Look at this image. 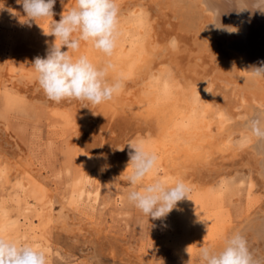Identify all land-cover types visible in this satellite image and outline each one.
I'll list each match as a JSON object with an SVG mask.
<instances>
[{"label":"rangeland","instance_id":"rangeland-1","mask_svg":"<svg viewBox=\"0 0 264 264\" xmlns=\"http://www.w3.org/2000/svg\"><path fill=\"white\" fill-rule=\"evenodd\" d=\"M172 1L116 0L119 30L121 28L116 51L126 44L131 34L140 35L128 65L134 69L117 65L115 50L110 58L104 55L103 58L98 50L93 48L95 53L88 47L90 42L88 46V42H84L86 51L81 47L77 55L90 56V52H94L97 56L92 54V57L96 59L88 58L98 67L112 58L117 68L114 66V72L110 71L109 81L116 76L123 78L121 91L109 103L92 105L74 99L59 103L49 100L32 67L34 58L45 57L55 40L45 33L50 31L54 21H59L61 14L75 6V0H63V3L56 0L55 15L36 21L27 17L17 0H0V234L38 247L45 252L48 264H200L202 246L216 245L228 236L223 232L227 227L256 214L257 210V213L264 212V180L257 174V158L250 148L246 149L253 139L240 124L255 113V107L264 103V89L259 90L262 85L255 78L235 73L238 67L233 64L236 63L234 53L231 55V50L223 48L222 34L208 33L200 26L205 18L196 13L192 0ZM174 52L178 55H173ZM167 78L172 82L166 81ZM173 81L179 85L174 87ZM239 81L240 85L236 84ZM164 82L173 93L180 91L174 93L177 101L180 97V101L195 110L204 111L209 123L214 121L207 127L212 140L209 148L214 147L216 141L219 144L211 150L208 148L211 155L206 161L196 155L194 158L185 156L187 148L184 147L183 151H172L167 149L169 144H165V148L161 138L166 135L164 140L169 139L171 134L167 131L171 128L165 127L163 131L160 123L165 119H159L157 125L158 118L151 114L148 117L145 112L144 106L150 108L155 102L154 88L163 86ZM146 85L150 87L147 89ZM179 86L178 91L172 90ZM199 102L204 104L200 106ZM224 108L236 109L227 110L233 115L235 112L236 116L228 115ZM225 123L235 126L230 124V130H223ZM129 143H141L146 151L158 157L154 170L143 184L160 180L171 187L174 181L183 180L190 188L188 198L179 201L165 218H148L127 201V194L133 188L127 180L131 171L127 168ZM185 144L194 150L201 149L188 141ZM221 146L220 149L226 150H220ZM168 151L176 163L168 160ZM180 158L185 159L184 162Z\"/></svg>","mask_w":264,"mask_h":264},{"label":"clouds","instance_id":"clouds-1","mask_svg":"<svg viewBox=\"0 0 264 264\" xmlns=\"http://www.w3.org/2000/svg\"><path fill=\"white\" fill-rule=\"evenodd\" d=\"M249 2L252 7L245 9L264 13V3L259 0ZM17 3L22 5L30 20L55 15L56 0H17ZM45 35L53 36L55 40L45 57L34 58L32 67L49 100L59 103L74 99L99 105L111 101L121 91L122 77L116 76L109 81L110 71L114 70L110 59L98 67L87 55H74L79 52L81 42H90L106 57L112 56L120 35L116 0H75V6L61 14L59 21H54ZM249 71L253 77L264 79V62ZM246 128L257 141H264V112L249 118ZM128 147L127 168L130 167L131 171L127 180L133 188L127 194V201L148 218H165L179 201L188 198L190 188L183 180L171 187L160 180L143 184L145 177L155 168L158 157L146 151L141 143H129ZM199 260L200 264H264V256H258L250 249L241 231L227 236L219 248L202 246ZM0 264H48V260L38 247L0 234Z\"/></svg>","mask_w":264,"mask_h":264},{"label":"bare ground","instance_id":"bare-ground-1","mask_svg":"<svg viewBox=\"0 0 264 264\" xmlns=\"http://www.w3.org/2000/svg\"><path fill=\"white\" fill-rule=\"evenodd\" d=\"M162 1V0H161ZM163 1H165V0H163ZM169 1V0H168ZM174 1V0H173ZM172 1V2H173ZM179 1H181L182 2V0H179ZM187 1V0H186ZM185 1V2H186ZM189 1V0H188ZM193 1V3H194V7L196 8V13H198V15L200 14H202L203 16H204V18H205V21L202 23L201 22V25L200 26H202V27H204L205 29H206V31L209 33V32H211V31H216L217 33H220V35L222 34V37H223V41L225 42V44L223 45V48H228L227 49V51L228 50H231L232 52H229L230 54L231 53H234L233 54V57H235V60H234V58H233V60L234 61H236V63H233V64H237L236 66L238 67V71L237 72H235V70H234V72L235 73H238L239 72V74L241 75H245V76H251V77H253L252 75H251V73H250V69L253 67V66H257V67H259L260 65H261V63L262 62H264V13H262L261 11H259V10H256V11H253V10H251V9H245V8H249V7H252V5L250 4V2H249V0H192ZM69 2V1H68ZM71 2V1H70ZM152 2V1H151ZM171 2V1H170ZM169 2V3H170ZM259 2L260 3H264V0H259ZM72 3V2H71ZM176 3V2H175ZM191 3V2H190ZM69 4V3H68ZM178 4V3H177ZM74 5V4H73ZM162 5V4H161ZM164 6H165V4H163ZM170 5H171V3H170ZM181 5V4H180ZM167 6V5H166ZM182 6H184V4L182 5ZM187 6V5H186ZM190 6V5H189ZM169 7V6H168ZM65 8H67V7H65ZM181 9V8H180ZM187 9V8H186ZM189 9V8H188ZM62 10V9H61ZM184 10V9H183ZM134 11V10H133ZM185 11V10H184ZM187 11V10H186ZM180 12V11H179ZM132 13V12H131ZM195 13V12H194ZM129 14H130V12H129ZM142 14V13H141ZM58 15V14H57ZM137 15H138V13H137ZM181 15H183V14H181ZM197 15V16H198ZM127 16H128V13H127ZM134 16H136V15H134ZM140 16V15H139ZM194 17H195V14H194ZM131 18V17H130ZM134 18V17H133ZM135 18H138V17H135ZM139 18H141V17H139ZM185 18V17H184ZM188 18V17H187ZM191 18V17H190ZM201 18H203V17H201ZM132 19V18H131ZM180 19V18H179ZM143 20V19H142ZM183 20V19H182ZM181 20V21H182ZM191 20H193V19H191ZM198 20V19H197ZM126 21V20H125ZM134 21V20H133ZM137 22H138V19L136 20ZM140 21H141V19H140ZM185 22V21H184ZM192 22V21H191ZM127 23V22H126ZM130 23H131V21H130ZM141 23L142 22H140V25H141ZM188 23V22H187ZM186 23V24H187ZM123 24H125V23H123ZM129 24V22L127 23V25ZM136 24V23H135ZM144 24V23H143ZM142 24V25H143ZM191 24V23H190ZM138 25V24H137ZM185 26H187V25H185ZM198 26V25H197ZM121 27V26H120ZM144 27V26H143ZM135 28H137V26H135ZM138 28L140 29V27L138 26ZM142 28V27H141ZM201 28V27H200ZM126 29V28H125ZM230 29H235V31H231ZM120 30H121V28H120ZM120 30H119V32H120ZM126 31V30H125ZM138 31V30H137ZM177 31V30H176ZM133 32V31H132ZM135 32V31H134ZM188 32V31H187ZM186 32V33H187ZM198 32H200V31H198ZM137 33V32H136ZM203 32H201V34H202ZM206 33V32H205ZM213 33V32H212ZM216 33V34H217ZM122 34H123V32H122ZM122 34H121V36H122ZM127 35V34H126ZM130 35V34H129ZM138 35H139V33L137 34V37H138ZM142 35V34H141ZM212 35V34H211ZM120 36V35H119ZM132 36H134V37H132ZM140 36V35H139ZM196 36V35H195ZM123 37V36H122ZM121 37V38H122ZM129 37V36H128ZM131 38L129 39V40H125V43L126 44H122V47L120 48V49H118V52L116 51V49H115V52H116V61H117V65H120V67H121V64H122V66L123 67H121V68H125L126 66L128 67V65L130 64L129 63V61H131L132 59H133V55L134 54H132V48L134 47V45H135V42L136 41H139V40H137V37H136V35L134 34V35H132L131 34V36H130ZM136 37V38H135ZM206 37H208V36H206ZM219 37V36H218ZM220 38V37H219ZM125 39V38H124ZM138 39H140V37H138ZM214 39V38H213ZM217 39V38H216ZM118 41V40H117ZM124 42V41H123ZM183 42V41H182ZM181 42V43H182ZM83 43L84 42H81V47H83ZM87 43V42H86ZM86 43H85V45H84V47H83V49H82V51L85 49V46H86ZM137 43V42H136ZM184 43V42H183ZM201 43H203V42H201ZM88 44H89V42L87 43V46H88ZM175 44L173 43V46H174ZM179 45H180V43H179ZM186 45V44H185ZM222 45V44H221ZM221 45H218V47H222ZM92 47V45L90 44L88 47ZM181 46V45H180ZM201 46V45H200ZM87 47V48H88ZM90 47V49L92 50L93 49V47L91 48ZM119 47H120V45H119ZM202 47V46H201ZM135 48V47H134ZM174 48V47H173ZM172 48V49H173ZM215 48H217V47H215ZM66 49V48H65ZM64 49V50H65ZM222 49V48H221ZM67 50V49H66ZM65 50V51H66ZM91 50H89V52L91 51ZM96 50V49H95ZM95 50L93 49V51L95 52ZM179 50H180V48H179ZM181 50H182V48H181ZM210 50V49H209ZM80 51V50H79ZM84 51H86V50H84ZM83 51V52H84ZM97 51V50H96ZM177 51H178V49H177ZM89 52H85V54H87V53H89ZM94 52H90V53H92V54H94ZM114 52V53H115ZM203 52V51H202ZM221 52V51H220ZM96 53V52H95ZM99 53H101V55L103 56L104 54L102 53V52H100L99 51ZM99 53H97V54H99ZM172 53V52H171ZM179 53V52H178ZM211 53V52H210ZM228 53V52H227ZM76 55H77V53H75ZM74 54V55H75ZM92 54H90V56L92 57ZM178 55V54H176V52H174L173 53V55ZM179 54H181V53H179ZM172 55V56H173ZM182 55V54H181ZM232 55V54H231ZM87 56H89V54L87 55ZM89 56V57H90ZM94 56H95V54H94ZM97 56V55H96ZM95 56V57H96ZM99 56V55H98ZM101 56V57H102ZM105 56V55H104ZM104 56H103V58H104ZM175 56V57H176ZM95 57H92L93 58V60H94V58ZM169 57H171V55L169 56ZM174 57V56H173ZM91 58V59H92ZM107 58H109V57H107ZM177 58V57H176ZM96 59V58H95ZM136 59V58H135ZM174 60H176L175 58H173ZM106 60H109V59H106ZM111 60H112V58H111ZM114 60V59H113ZM113 60H112V64H114L113 63ZM148 60V59H147ZM212 60V59H211ZM134 61V60H133ZM173 61V60H172ZM177 61V60H176ZM175 61V62H176ZM218 61V60H217ZM106 62V61H105ZM144 62V61H143ZM119 63V64H118ZM116 64H114V66H116ZM232 65V64H231ZM125 66V67H124ZM135 66V65H134ZM142 65H139V67H141ZM230 67V66H229ZM234 67V66H233ZM0 68H1V61H0ZM116 68H117V66H116ZM129 68V67H128ZM131 68V67H130ZM129 68V69H130ZM143 68V67H142ZM115 69V68H114ZM127 69V68H126ZM131 69H134V68H131ZM140 69V68H139ZM236 69V68H235ZM120 70V69H119ZM135 70H136V68H135ZM113 72H114V70H112ZM111 71V72H112ZM227 71V70H226ZM231 71H233V70H231ZM230 71V72H231ZM112 72V73H113ZM142 72V71H141ZM151 72V71H150ZM191 72H193V71H191ZM233 72V73H234ZM118 73V72H117ZM226 73V72H225ZM119 74H121V72L119 73ZM185 74V73H184ZM192 74V73H191ZM116 75H118V74H116ZM230 75V74H229ZM235 75V74H234ZM150 76V75H149ZM186 76V75H185ZM197 77V76H196ZM241 77V76H240ZM174 78V77H173ZM195 78V77H194ZM235 78V77H234ZM242 78H246V77H242ZM249 78V77H248ZM253 78H255V79H253V80H255V81H257L260 85H262V87H264V79H262V78H257V77H253ZM175 79V78H174ZM177 79V78H176ZM187 79V78H186ZM192 79V78H191ZM190 79V80H191ZM247 79V78H246ZM245 79V80H246ZM161 80H164V79H162L161 78ZM160 80V81H161ZM166 81L167 80H169V82H172V81H170V79H165ZM173 80V79H172ZM220 80V79H219ZM241 80V79H240ZM244 80V81H245ZM159 81V80H158ZM158 81H157V83H158ZM160 81H159V83H160ZM248 81V80H247ZM247 81H245V82H247ZM161 82H163V81H161ZM178 82V81H177ZM249 82H250V79H249ZM248 82V83H249ZM251 82H252V80H251ZM214 83V82H213ZM239 83H241L240 81L238 82V83H236V84H239ZM253 84H254V82H252ZM153 84H155V83H153ZM152 84V85H153ZM172 84V83H171ZM170 84V85H171ZM181 84V87H182V83H180ZM212 84V83H211ZM251 84V83H250ZM252 84V85H253ZM258 84V85H259ZM172 85H174V87H175V85H179V84H176V82L174 83V81H173V84ZM240 85V84H239ZM242 85H243V82H242ZM241 85V88L243 87ZM255 85V84H254ZM147 86V85H146ZM145 86V87H146ZM149 86V85H148ZM148 86H147V89H148ZM189 86V85H188ZM238 86V85H237ZM144 87V88H145ZM150 87V86H149ZM173 87V86H172ZM177 87V86H176ZM185 87V86H184ZM247 88H248V86H246ZM251 87H253V86H251ZM256 87H258L257 85H256ZM261 86L259 87V90H261V89H264V88H262ZM187 88V87H186ZM186 88H185V90H186ZM233 88V87H232ZM246 88V89H247ZM250 88V87H249ZM174 89H176V91H178L177 89H180V86H179V88H173L172 90H174ZM190 89V88H189ZM192 89H194V88H192ZM191 89V90H192ZM196 89V88H195ZM198 89V88H197ZM200 89V88H199ZM207 89V88H206ZM244 89H245V87H244ZM254 89H255V87H254ZM182 90V89H181ZM231 90V89H230ZM195 91V90H194ZM200 91V90H199ZM214 91V90H213ZM233 91H236V90H233ZM232 91V92H233ZM247 91H249V90H247ZM257 91V90H256ZM255 91V93L257 94V93H259V92H256ZM145 92H146V90H145ZM148 92H149V90H148ZM153 92H154V96H155V102H153V104H151L152 106L150 107V105H149V107L150 108H147V106H144L146 109H145V112L147 111V114H149L148 115V117L150 116V114L151 115H155L156 116V118H158V120H156V121H158L157 122V125H158V123H160L159 122V119H161L162 120V118H163V120L165 121V122H163L162 121V123H160V124H162L161 126H162V129H164L163 131H165V127H167V128H171V130H168L167 132H169V134H171V137L168 139V138H165L166 140H164V137L166 136V135H163L164 137L163 138H161V140L163 141L162 143L165 145V144H169V148H168V146H167V149L169 150V149H172V151L174 150V149H176V150H184V148H187V149H185L186 151H187V153H188V155H187V153H186V155L185 156H188V157H193V155H196V157H202V158H206L205 159V161L207 160V158H209L210 157V153H211V151L209 152V146L212 144L211 142H212V140H210V138H209V130L207 129V127L211 124V123H213V122H208V119L206 120L205 119V116H204V114H205V112L204 111H202V110H199V111H197V110H195V108L194 107H191V106H189V105H187V104H185L184 102H182V101H180L179 99H180V97H179V99H178V101L176 100L177 98L175 97V95H174V93L175 94H178V93H180V91H178V92H175V90H174V93L170 90V86H169V84H167V83H165L164 82V84H163V86H161V87H158L157 86V88H154V90H153ZM172 92V93H171ZM183 92H185L184 90H183ZM189 92H190V90H189ZM201 92V91H200ZM237 92V91H236ZM251 92H253L252 90L250 91V93ZM182 93V92H181ZM192 93V92H191ZM193 93H195V92H193ZM261 93V92H260ZM259 93V94H260ZM146 94H148V93H146ZM184 94V93H183ZM187 94H190V93H188L187 92ZM196 94H197V92H196ZM195 94V96H198V95H196ZM211 94V93H210ZM220 94V93H219ZM233 94V93H232ZM242 94H245V93H242ZM252 94V93H251ZM141 95H143V94H141ZM153 95H151V96H153ZM191 95V94H190ZM194 95V94H193ZM200 95H201V93H200ZM212 95H213V93H212ZM211 95V96H212ZM245 95H247V94H245ZM253 95V94H252ZM261 95V94H260ZM150 96V95H149ZM153 96V97H154ZM185 96H186V93H185ZM255 97H256V95H254ZM259 96V95H258ZM126 97H128V96H126ZM141 97V96H140ZM187 97V96H186ZM190 97V96H189ZM207 97H208V95H207ZM213 97H214V95H213ZM238 97V96H237ZM243 97V96H242ZM245 97V96H244ZM144 98V97H143ZM147 98V97H146ZM146 98H144V99H146ZM152 98V97H151ZM166 98V101L164 100ZM201 98V97H200ZM224 98V97H223ZM239 98V97H238ZM237 98V100L236 101H238V100H240V98L238 99ZM257 98V97H256ZM140 99V98H139ZM144 99H143V101H144ZM153 98H152V100H154ZM183 99V98H182ZM192 99V98H191ZM210 99H211V97H210ZM219 99V98H218ZM233 99V98H232ZM260 99V98H259ZM147 100V99H146ZM204 100V99H203ZM217 100V98L215 99V101ZM220 100V99H219ZM243 100H244V98H243ZM245 100H246V98H245ZM244 100V101H245ZM249 100V99H248ZM262 100V99H261ZM260 100V101H261ZM132 101V100H131ZM185 101H186V99H185ZM198 101V100H197ZM214 101V102H215ZM223 101V99L221 98V101L220 102H222ZM233 101V100H232ZM231 101V102H232ZM247 101V100H246ZM262 101H264V100H262ZM261 101V102H262ZM139 102H142L141 100L139 101ZM192 102H194V101H192ZM219 102V103H220ZM224 102V101H223ZM222 102V103H223ZM248 102V101H247ZM251 102V101H250ZM258 102V101H257ZM260 102V103H261ZM109 103V102H108ZM132 102H130V104H131ZM144 103H145V101H144ZM187 103V102H186ZM200 103V102H199ZM202 103V102H201ZM201 103L199 104L200 106H201ZM210 103H211V101H210ZM216 103H218V102H216ZM222 103H220V107H221V104ZM252 103V102H251ZM124 104V103H123ZM140 105L142 104V103H139ZM146 104V103H145ZM144 104V105H145ZM204 103H202V105H203ZM240 104V103H239ZM242 104V103H241ZM137 105V104H136ZM235 105V104H234ZM237 105H238V103H237ZM218 106V105H217ZM226 106V105H225ZM243 106V105H242ZM254 106V105H253ZM255 106H257V104L255 105ZM124 107V106H123ZM140 106L138 105V107L137 108H139ZM224 107V106H223ZM241 107V106H240ZM137 108H135L134 107V110L135 109H137ZM142 108V106L139 108L140 110H142L141 109ZM196 108H197V106H196ZM204 108H205V106H204ZM230 108H233V107H230ZM219 109V108H218ZM225 109V108H224ZM234 109V108H233ZM231 110V109H227L228 111H235V110ZM246 109V108H245ZM226 110V109H225ZM226 110V111H227ZM242 110V109H241ZM227 111V112H228ZM250 111L252 112V109H250ZM249 111V112H250ZM254 111V110H253ZM139 112V111H138ZM237 112V111H236ZM239 112V111H238ZM243 113H245L244 111H242ZM260 112H264V103H262V105H260L259 107H255V113L252 115V116H244V120L240 123L241 125H243L245 128H246V121L249 119V118H251V117H253L254 115H256V114H258V113H260ZM141 113V112H140ZM144 113V112H143ZM143 113H141V114H143ZM253 113V112H252ZM251 113V114H252ZM207 114V113H206ZM230 113L228 112V115H229ZM231 114H232V112H231ZM230 114V115H231ZM238 114V113H237ZM240 114V113H239ZM246 114V113H245ZM244 114V115H245ZM248 114H250V113H248ZM145 115H146V113H145ZM212 115V114H211ZM218 115H219V113H218ZM217 115V116H218ZM233 115V114H232ZM234 115H235V112H234ZM233 115V116H234ZM209 116H210V114H209ZM208 116V117H209ZM236 116V115H235ZM234 116V117H235ZM153 117V116H152ZM160 120V121H161ZM218 120H219V117H218ZM240 120V119H239ZM144 121H146V120H144ZM153 121V120H152ZM234 121V120H233ZM218 122V121H217ZM238 122V121H237ZM163 123H164V125H163ZM239 123V122H238ZM217 124V123H216ZM216 124H215V126H216ZM232 125V123H225L224 125H223V130H227L228 131V129L230 130V127H231V125ZM217 126H218V124H217ZM232 126H235V125H232ZM237 126H239L238 124H237ZM164 127V128H163ZM157 129V128H156ZM161 129V130H162ZM217 129H219V127L217 128ZM233 129H234V127H232L231 128V130L233 131ZM238 130L240 129V127L239 128H237ZM244 129V128H243ZM247 129V128H246ZM208 130V131H207ZM212 130H214V128L212 129ZM242 130V129H241ZM160 131V130H159ZM220 131V130H219ZM227 131H223V132H225L226 134H227ZM243 131V130H242ZM221 132H222V128H221ZM164 133V132H163ZM162 133V134H163ZM225 133H221V134H225ZM230 133V132H229ZM168 134V133H167ZM216 134V133H215ZM251 135L252 136V139H253V141H252V143H250L249 144V146L246 148V147H244V148H246V149H249L250 151H252L251 152V154L252 155H254V157L255 158H257V160H258V163H259V169H258V172H257V174H260V175H258V176H261V178H262V180H264V141H257V139L248 131V133H246V135ZM157 135H159V134H157ZM156 136V135H155ZM160 136V135H159ZM216 136V135H215ZM219 137V133H218V135H217V138ZM222 137V136H221ZM215 138V137H214ZM225 138V137H224ZM212 139V138H211ZM232 139V138H231ZM161 140H159V141H161ZM182 140V141H181ZM220 140H222V139H220ZM158 141V139L156 140V142ZM186 141H188V143H190V145H199L200 147H201V149L200 150H197V149H192V147H190V146H185L186 144ZM214 141V140H213ZM219 141V140H218ZM228 141V140H227ZM222 142V144H223V141H221ZM158 143H160V142H158ZM161 143V144H162ZM181 143H184V145L183 146H181ZM247 143V142H246ZM156 145H157V143H155ZM154 144V145H155ZM180 144V145H179ZM215 144V143H214ZM219 143L216 141V144L215 145H218ZM159 145V144H158ZM157 145V146H158ZM189 145V144H188ZM215 145H212V146H214L215 147ZM224 145V144H223ZM153 146V145H152ZM229 146V145H228ZM182 147H184V148H182ZM214 147H212V148H214ZM230 147V146H229ZM148 148V147H147ZM155 148H156V146H155ZM160 148H162V147H159L158 149H160ZM165 148H166V145H165ZM165 148H163L164 150V152L165 151H167ZM209 148V149H208ZM211 148V149H212ZM220 148H222V146L221 147H219V149ZM228 148V147H227ZM150 149H151V147H150ZM210 149V150H211ZM217 148H215V150H216ZM219 149H217V150H219ZM224 149V148H223ZM223 149H220V150H223ZM230 149V148H229ZM228 149V150H229ZM162 150V149H161ZM214 150V149H213ZM224 150H226V149H224ZM175 151V150H174ZM230 151L231 150H229V153H230ZM247 151V150H246ZM214 152H216V151H214ZM223 152V151H222ZM225 153H226V151H224ZM167 154H168V156H166L167 158H168V160L169 159H173V154H172V156L170 157V155H171V153L168 151V152H166ZM224 153V154H225ZM247 153V152H246ZM183 154V153H182ZM184 154H185V152H184ZM183 154V155H184ZM236 154V153H235ZM249 154H250V152H249ZM176 155V154H175ZM190 155V156H189ZM222 155V154H221ZM217 156V155H216ZM232 156V155H231ZM176 157H177V155H176ZM181 157H183V156H181ZM213 156H211V158H212ZM219 157V156H218ZM224 157V156H223ZM227 157V156H226ZM233 157V156H232ZM237 157V156H236ZM252 157V156H251ZM253 157V158H254ZM129 158V157H128ZM166 158V159H167ZM194 158V157H193ZM163 159V158H162ZM177 159V158H176ZM198 159V158H197ZM197 159L195 160V161H197ZM200 159V158H199ZM215 159H216V157H215ZM221 159V158H220ZM240 159V158H239ZM247 159V158H246ZM127 160V159H126ZM173 160H175V159H173ZM172 160V161H173ZM180 160H181V158H180ZM185 160V159H184ZM184 160L182 159L181 161H183L184 162ZM212 160H214V159H211L210 161H212ZM257 160H256V163H257ZM200 161V160H199ZM202 161H204V160H201V162ZM216 161V160H215ZM214 161V162H215ZM248 161V160H247ZM255 161V160H254ZM253 161V162H254ZM171 162V161H170ZM177 161L175 160L174 161V163H176ZM166 163H167V161H166ZM166 163H165V165L164 166H166ZM169 163V162H168ZM173 163V164H174ZM198 163V162H197ZM203 163V162H202ZM249 163V162H248ZM220 164V163H219ZM251 164V163H250ZM254 164V163H253ZM171 165V164H170ZM193 165V164H192ZM207 165H208V163H207ZM210 165H212V164H210ZM168 166H169V164H168ZM174 166V165H173ZM204 166V165H203ZM254 166H255V164H254ZM189 167H191V166H189ZM224 167V166H223ZM222 167V168H223ZM198 168V167H197ZM204 168V167H203ZM221 168V169H222ZM170 167H169V169H167V170H169L170 171ZM189 169V168H188ZM154 170V169H153ZM199 170V169H198ZM157 172V171H156ZM155 172V173H156ZM171 173V172H170ZM180 175V174H179ZM149 180H151V179H149ZM202 180H203V178H202ZM175 183H176V181H174L172 184H173V186L175 185ZM171 184V185H172ZM240 184V183H239ZM225 185V184H224ZM195 188V187H194ZM236 191V190H235ZM83 192L84 191H82L81 192V194H83ZM88 193H90V191H88ZM87 193V194H88ZM214 193V192H213ZM80 194V195H81ZM229 195V194H228ZM233 196V195H232ZM191 200V199H190ZM191 202V201H190ZM194 205H196V204H194ZM262 209H264V208H262ZM92 210V209H91ZM219 210V209H218ZM217 211V210H216ZM215 211V212H216ZM258 211V210H257ZM257 211H256V214L254 213V214H252V216H245L242 220H241V222L240 223H238V224H235V225H233V226H231V227H227L225 230L222 228V230H224L223 232H226V233H228V236L229 235H231L233 232H235V231H241V232H243V234L246 236V238H247V241H248V245H249V247H250V249L252 250V251H254V253L256 254V255H258V256H264V212H260V213H257ZM209 212V211H208ZM220 213H221V211H220ZM204 214V213H203ZM218 215V214H217ZM220 215H222V213L220 214ZM243 217V216H242ZM217 218V217H216ZM225 218H226V216H225ZM205 219V218H204ZM206 219H208V217L206 218ZM205 219V220H206ZM209 219H211L210 217H209ZM187 220V219H186ZM203 220V219H202ZM229 220V219H228ZM220 221V220H219ZM214 222V221H213ZM218 222V221H217ZM225 222V221H224ZM229 222V221H228ZM182 223V222H181ZM179 225V224H178ZM196 225V224H195ZM221 225H223L222 223H221ZM202 226V225H201ZM213 227H214V225H213ZM183 228V227H182ZM181 228V229H182ZM184 229V228H183ZM186 229H188V228H186ZM185 229V230H186ZM190 229V228H189ZM194 229V228H193ZM184 230V231H185ZM208 230V229H207ZM221 230V231H222ZM197 231V230H196ZM199 232V231H198ZM202 232V231H201ZM186 233H188V232H186ZM200 233V232H199ZM198 233V234H199ZM204 233V232H203ZM218 234V233H217ZM221 234H222V232H221ZM182 236H184V235H182ZM187 236V235H186ZM208 236H210V235H208ZM212 236V235H211ZM191 237V236H190ZM174 239L173 240H175L176 238L175 237H173ZM183 238V237H182ZM184 239V238H183ZM189 239V238H188ZM211 239V238H210ZM182 240V239H181ZM190 240V239H189ZM191 240H192V237H191ZM194 241V240H193ZM207 241V240H206ZM209 241V240H208ZM211 241V240H210ZM223 241H224V239L223 240H221V241H219L218 243H216V245H212V246H210V247H212V248H219V247H221L222 246V244H223ZM186 242V241H185ZM189 242V241H188ZM212 242V241H211ZM191 243V242H190ZM193 243V242H192ZM184 245H186V244H184ZM207 247H209V246H207ZM190 250V249H189ZM166 262V261H165ZM74 264V263H73Z\"/></svg>","mask_w":264,"mask_h":264}]
</instances>
